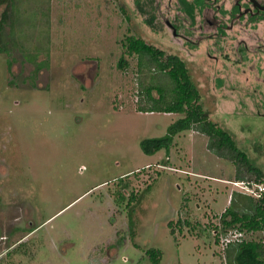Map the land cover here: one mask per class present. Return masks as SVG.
<instances>
[{
	"label": "rangeland",
	"instance_id": "obj_1",
	"mask_svg": "<svg viewBox=\"0 0 264 264\" xmlns=\"http://www.w3.org/2000/svg\"><path fill=\"white\" fill-rule=\"evenodd\" d=\"M14 1L18 26L10 17L0 53V264H153L150 247L163 251L159 264H228L216 227L248 182L196 130L145 153L143 139L184 115L139 111L138 58L119 60L129 35L179 55L210 118L264 171V86L241 73V48L208 35L215 11L230 23L237 0L202 12L193 0ZM242 18L254 32L245 39H261L264 19Z\"/></svg>",
	"mask_w": 264,
	"mask_h": 264
},
{
	"label": "trees",
	"instance_id": "obj_2",
	"mask_svg": "<svg viewBox=\"0 0 264 264\" xmlns=\"http://www.w3.org/2000/svg\"><path fill=\"white\" fill-rule=\"evenodd\" d=\"M197 3H200L199 0ZM17 6L14 0H0V53L7 51L5 27L11 17L16 23ZM13 13L14 15H9ZM14 28V26H12ZM14 32L11 33V38ZM17 45V42H14ZM125 53L119 60V67L129 65L128 56H137L138 90L137 107L144 112H179L183 117L170 125L165 136L146 138L141 142L147 154L167 149L173 145V138L184 130H196L208 136V148L220 158L236 166V179L249 184L264 183V171L256 166L245 150L241 149L228 129L210 118L201 102V93L192 82L189 68L179 55L148 43L144 38L129 35L123 42ZM254 176V181H251ZM134 199L133 195L130 197ZM219 234L230 230L246 233L264 231V191L259 197L235 191L229 206L221 214ZM180 223V222H178ZM172 221L169 222L174 233ZM219 237V235H218ZM245 237V236H244ZM229 242L226 246L228 264H264V239H246ZM153 264H159L163 251L150 247L146 250Z\"/></svg>",
	"mask_w": 264,
	"mask_h": 264
},
{
	"label": "flooded vegetation",
	"instance_id": "obj_3",
	"mask_svg": "<svg viewBox=\"0 0 264 264\" xmlns=\"http://www.w3.org/2000/svg\"><path fill=\"white\" fill-rule=\"evenodd\" d=\"M198 0H193V3L199 7V12H202L206 7L209 6V0H199L200 3H197ZM243 0H237L235 2V4L233 5V7L230 10V20L231 22L229 23L227 18L224 17V15H222L220 12H218L219 10L215 11L214 15L212 16V21L209 20V23L211 25H214V27H220L216 32L214 31L212 34H208V35H214V38H222L225 41L224 44V48L227 50V48H230V44H227L228 41H233L231 43V45H233L234 49H240L242 50V55L241 58L243 59V64L244 67L241 71V73L244 72V69H249V71L252 73V75L255 77L256 79H254V82L256 83V87L258 89H254V90H258L259 88L264 86V73L261 72V75L258 76V70L262 69L263 66H258L259 65V61L254 60L251 64L248 63L249 59L251 58V54L248 53L249 51V46L256 44L255 50L257 51V47H259V45L261 44L262 49L264 50V43H260V42H264V34L261 37V39H258V37H254V41L253 40H246L245 39V34L249 35V32H251L253 30V28H249L247 27L248 23L250 24L251 22L249 20H245L242 17H245V15H250L251 17V21H253L254 23L252 25H254L255 23H257V21H254L255 19H264V0H246V3L248 4H244L245 2L242 3ZM218 7H222V4H218ZM225 7V6H224ZM223 8V7H222ZM217 9V8H216ZM228 9V8H227ZM144 13H147L148 10L143 11ZM227 11L225 10V13ZM150 18L148 17V20ZM242 19L244 21H249L248 23H246V26H244L242 24ZM152 24V21H150ZM169 23V21H167ZM154 23V21H153ZM214 29V28H213ZM252 35H254V32H251ZM173 34L175 36H177V31L176 28H174ZM230 35H232V37H230ZM207 36V35H206ZM208 37V36H207ZM182 38V37H180ZM263 38V40H262ZM231 52H233V50H230ZM215 54V53H213ZM227 57L229 56V54H225ZM213 56V55H212ZM263 56V55H261ZM259 59V57L257 58ZM253 67V68H251ZM260 71V70H259ZM260 114V113H258Z\"/></svg>",
	"mask_w": 264,
	"mask_h": 264
},
{
	"label": "built area",
	"instance_id": "obj_4",
	"mask_svg": "<svg viewBox=\"0 0 264 264\" xmlns=\"http://www.w3.org/2000/svg\"><path fill=\"white\" fill-rule=\"evenodd\" d=\"M245 185H246V191H244V192L247 194L253 195L255 197L261 196V194L264 191V185L263 184L254 183L253 185H251L249 183H246ZM225 235L226 236L224 238H222V241L225 243V246L229 242L240 240L242 237L245 236V234L243 232L235 230V229H234V231H230Z\"/></svg>",
	"mask_w": 264,
	"mask_h": 264
}]
</instances>
